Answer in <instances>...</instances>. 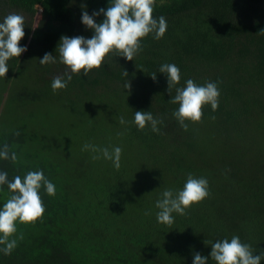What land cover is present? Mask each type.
I'll return each instance as SVG.
<instances>
[{
	"label": "trees",
	"instance_id": "16d2710c",
	"mask_svg": "<svg viewBox=\"0 0 264 264\" xmlns=\"http://www.w3.org/2000/svg\"><path fill=\"white\" fill-rule=\"evenodd\" d=\"M107 6L108 0H0V19L24 16L20 44L27 46L0 79V147L18 155L15 164L0 161V170L10 180L43 170L56 185L54 197L41 191L43 218L17 225L22 238L11 255L0 254V264H192L196 253L209 256V241L233 235L258 255L264 251V0H156L153 16L168 24L162 38H145L133 61L110 54L100 70L73 75L67 89L53 91V78L66 68L39 60L45 53L58 57L61 36L90 38L82 11ZM163 63L180 68L178 86L187 79L218 83V109L204 106L201 121L186 131L172 116L178 105L168 103L175 88L169 93L157 72ZM136 111L161 119L159 132L138 131ZM86 143L121 147V167L93 159ZM189 173L208 179L209 197L172 226L158 224L155 201L165 189L182 188ZM9 195L5 188L0 204Z\"/></svg>",
	"mask_w": 264,
	"mask_h": 264
},
{
	"label": "clouds",
	"instance_id": "9594fccd",
	"mask_svg": "<svg viewBox=\"0 0 264 264\" xmlns=\"http://www.w3.org/2000/svg\"><path fill=\"white\" fill-rule=\"evenodd\" d=\"M156 0H108L107 8L94 11L91 15L82 11L81 24L91 30L92 36H61L55 52L45 53L39 60L41 66L55 65L58 62L65 66L63 76H56L51 82L53 91L67 89L73 75L87 77L93 70H100L105 65V58L110 54L123 57L127 61L133 59L143 50L142 42L148 36L155 39L163 37L167 31V20L164 16L154 17ZM103 16L97 23L96 18ZM25 18L17 13H10L0 19V79H5L9 71V61L19 58L27 51L26 45L20 41L25 36ZM157 72L165 75L168 92L175 88V95H171L168 103L178 105L172 116L185 131L189 123L201 121L204 106H210L215 112L219 107L220 90L217 82L197 84L192 79H187L184 86L180 85L181 71L174 63H163ZM157 72L150 77L156 80ZM123 71V76H127ZM126 91L131 85L126 80ZM120 124L126 125L123 117ZM132 123L138 131L145 128L154 133L159 132L161 119L153 116L151 111H136ZM84 150L91 151L93 159L110 161L115 169L121 167L122 148L119 146L100 147L86 143ZM18 155L10 151L8 145L0 147V161H10L15 164ZM10 195L0 204V254L11 255L17 247L18 224H32L43 218L46 209L41 196V191L48 196L56 195V185L44 174L43 170H29L23 175H15L11 180L8 172L0 170V193ZM210 195L209 181L206 177L194 176L189 173L182 188L173 190L165 189L155 201L156 221L158 224L172 226L177 215L185 216L196 205L203 202ZM149 214V213H146ZM211 252L208 257L196 253L192 264H262L264 251L254 255L251 245L243 243L238 235L231 238L217 239L208 242Z\"/></svg>",
	"mask_w": 264,
	"mask_h": 264
},
{
	"label": "rangeland",
	"instance_id": "374dc122",
	"mask_svg": "<svg viewBox=\"0 0 264 264\" xmlns=\"http://www.w3.org/2000/svg\"><path fill=\"white\" fill-rule=\"evenodd\" d=\"M15 82H16V81H14V83H15ZM14 83L12 82V83L10 84V88L14 86Z\"/></svg>",
	"mask_w": 264,
	"mask_h": 264
}]
</instances>
